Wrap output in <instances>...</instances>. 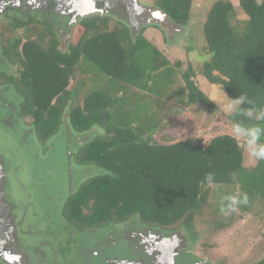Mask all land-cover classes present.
I'll list each match as a JSON object with an SVG mask.
<instances>
[{
    "label": "trees",
    "instance_id": "trees-1",
    "mask_svg": "<svg viewBox=\"0 0 264 264\" xmlns=\"http://www.w3.org/2000/svg\"><path fill=\"white\" fill-rule=\"evenodd\" d=\"M194 1L157 0L155 5L184 27L191 22ZM203 19L209 59L198 70L191 63L183 70L182 60L172 63L145 36L148 27L134 36L120 20L113 26L107 15L76 24L66 50L55 27L35 19L17 22V41L11 43V35L5 39L6 53L18 70L12 83L25 98L22 116L31 118L42 145L66 119L73 133H100L73 152L77 165L102 171L79 184L64 204L63 216L77 232L133 218L175 232L178 224L188 226L201 213L210 186L223 192L217 196V217L221 207L228 208L230 196L241 201L233 207L242 213L264 212V160L246 168L236 137L220 134L207 143L189 139L169 144L155 138L168 121L156 98L217 107L197 82L201 76L209 85L221 86L229 99L242 100L228 116L231 126L264 147V0H214ZM82 69L78 83L94 82L86 92L72 88ZM253 264H264V256Z\"/></svg>",
    "mask_w": 264,
    "mask_h": 264
},
{
    "label": "rangeland",
    "instance_id": "rangeland-1",
    "mask_svg": "<svg viewBox=\"0 0 264 264\" xmlns=\"http://www.w3.org/2000/svg\"><path fill=\"white\" fill-rule=\"evenodd\" d=\"M90 1V8L92 2H95L93 11L76 19V23L68 28L63 24L61 33L58 31L61 22L54 23L59 26L56 30L62 40V50L67 49L76 24L88 17L107 15L112 17L113 26L116 19L120 20L134 36L142 28L148 27L145 36L155 42L172 63L182 60L183 70L189 66L188 63L198 70L202 62L209 59L204 50L203 17L214 0H195L191 22L184 27L173 23L155 5L157 0ZM86 5L85 1L79 3V7ZM165 38L172 44H165ZM83 70L76 72L72 88L86 92L94 82L85 87L78 83L84 78ZM197 82L217 107L209 109L202 104L187 105L156 98L165 108L168 119L164 127L157 130L156 140L161 144L189 139L196 143H207L216 135L229 134L236 137L243 148L245 167H255L259 159L252 152L258 151L261 146L237 132L228 119L239 103L229 99L221 86L209 85L201 76ZM1 89L0 224L9 219L11 225L6 226V229L14 230L17 239L12 236L10 243H5L4 246L15 244L13 247L20 249L24 264H129V249L133 245L129 241L127 243L121 234L114 233L113 230L80 233L70 227L63 216L64 204L79 184L102 173L94 166L79 172V166L72 157L73 151L79 146L100 134L96 131L98 129L88 133L87 139L71 150L69 140L72 137L68 134L69 123L66 119L64 133L68 138L62 136L43 146L32 128L31 118L22 116L25 98L17 88L16 92L22 98L19 110L14 111L17 122L11 124L5 121L10 116L5 103L13 101L15 108L19 101L12 90ZM13 95L14 99L11 98ZM153 111L152 109L150 113ZM10 121L15 122L12 119ZM207 190V201L203 204L201 213H197L196 219H191L190 225L188 224L190 227L181 223L173 228L183 239L178 234L179 243L166 250L169 259H173V253L183 252L189 255L181 261L184 264L195 263L190 261L191 258L198 259V264H253L264 256V212L247 214L235 208V211L221 213L217 217L214 212L220 201L218 197L223 192L220 193L215 186H210ZM145 238L149 240L148 237ZM146 245L151 247L150 240ZM90 254H100L102 257L89 258Z\"/></svg>",
    "mask_w": 264,
    "mask_h": 264
},
{
    "label": "flooded vegetation",
    "instance_id": "flooded-vegetation-1",
    "mask_svg": "<svg viewBox=\"0 0 264 264\" xmlns=\"http://www.w3.org/2000/svg\"><path fill=\"white\" fill-rule=\"evenodd\" d=\"M82 1H85L87 5L79 7V3ZM94 3L92 2V8H90V0H0V89L7 88L8 90H12L19 101L15 108L13 101L5 103L9 111L8 113H10V116L5 118L6 122L16 124L17 119L14 116V111L19 110L20 103L22 102V98L17 94L11 79L18 77L17 66L11 60L10 55L6 53L7 46L5 43V39L10 35L11 43L17 41L19 38L20 32H16L17 29L14 30L17 22L35 19L47 22L55 27V29L59 28V26L54 23L61 22L60 30H58L61 33L63 31V24L68 28L76 23V19L90 14L93 11ZM5 26H9L13 31L7 33L10 28L5 30ZM21 39L23 44L26 41L25 35ZM14 95L11 96L12 99H14ZM10 119L15 120V122H11ZM64 126L65 122L58 133L61 135L58 136L57 134L51 141L62 136L68 138L67 134L64 133ZM68 130L69 136L72 137L69 140L71 150H74L80 142L84 139L86 140L88 137V133L80 135L73 133L70 128ZM77 166H79V172L89 168V166ZM9 224V219H7L6 223L0 224V264H24L20 249L13 247L15 244H12L13 246H4L5 243H10L12 236L16 237L14 230L7 231L6 226H9ZM105 230H113L114 233L118 232L117 234H121L127 243L129 241L133 245V248L129 249L130 253L128 255L131 259L129 264H139V262L141 264H184L181 261L187 259L189 256L183 252H176L172 254L173 259L171 260L168 254H166L168 253L166 252L168 246H172L173 248L174 244L177 243L178 231L169 233L157 228H150L142 225L139 221L134 220V218L119 226L111 224L109 227L97 229L98 232H104ZM145 237H148L150 240L151 247L146 245L149 240H146ZM143 239L145 240L143 241ZM190 261L198 263V259L191 258ZM190 264L192 263L190 262Z\"/></svg>",
    "mask_w": 264,
    "mask_h": 264
},
{
    "label": "clouds",
    "instance_id": "clouds-1",
    "mask_svg": "<svg viewBox=\"0 0 264 264\" xmlns=\"http://www.w3.org/2000/svg\"><path fill=\"white\" fill-rule=\"evenodd\" d=\"M242 100H237L236 103H241ZM258 139V137H257ZM252 155L255 156L257 159H262L264 160V147H261L258 151H253ZM227 200L230 201V204L228 206L227 209H225L224 207H221V212L224 214H227L229 211H235V207H233L234 205H237L238 203H240L241 201H238L237 198L235 197H226ZM247 198H244V201L242 202H246Z\"/></svg>",
    "mask_w": 264,
    "mask_h": 264
},
{
    "label": "water",
    "instance_id": "water-1",
    "mask_svg": "<svg viewBox=\"0 0 264 264\" xmlns=\"http://www.w3.org/2000/svg\"><path fill=\"white\" fill-rule=\"evenodd\" d=\"M67 117V116H66ZM176 247H179V246H176ZM168 248H170V246H168ZM168 248H167V250H168ZM195 264H198V263H195Z\"/></svg>",
    "mask_w": 264,
    "mask_h": 264
}]
</instances>
